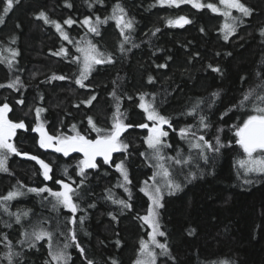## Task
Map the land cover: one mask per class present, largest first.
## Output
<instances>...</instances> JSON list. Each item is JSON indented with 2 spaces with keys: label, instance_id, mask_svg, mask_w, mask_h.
Segmentation results:
<instances>
[{
  "label": "trees",
  "instance_id": "obj_1",
  "mask_svg": "<svg viewBox=\"0 0 264 264\" xmlns=\"http://www.w3.org/2000/svg\"><path fill=\"white\" fill-rule=\"evenodd\" d=\"M67 2L72 7H68L65 0H20L0 24V84L5 85L0 88V105H10L9 119L24 120L29 125L28 131L18 129L15 136L19 151L50 164L54 179L67 181L71 177L79 184L83 178L78 175L77 164L82 158L41 148L39 137L31 128L42 123L54 136H67L75 134V125L76 131L94 139L97 132L91 130L87 117H92L100 129L112 127L116 100L110 94L114 88L117 95L122 96L120 112L124 116L121 119L132 125L147 122L146 113L138 107L139 94L148 93L146 100L155 94L159 111L172 118L175 129L165 126L169 133L165 140L171 145L165 149V155L176 158L179 154V158L186 161L182 164L168 161L173 179L182 187L175 194L164 196L160 224L166 233L162 240L168 244L170 256H159L157 264H218L224 260L229 264H264V174L244 172L238 161L244 159L245 154L235 142L236 127L242 125L248 115L254 114V109L247 101L243 107H233L250 89L259 92L258 86L264 85V36L259 31L264 28V0H241L253 9V14L243 17L244 23L239 24L228 41L223 39L220 31L225 23L222 15L207 7L187 10L184 14L192 22L180 27L167 23L168 19L181 14L180 8L161 5L156 0H119L128 17L135 20L131 42L124 45L131 51L124 53L119 50L123 37L114 20L100 26L99 36L89 32L81 23L85 17H92L94 21L97 16L101 19L111 16L118 0ZM202 3L217 4L218 0ZM3 6V0H0V15ZM40 10L63 25L72 43L64 40L54 25L36 18ZM241 16L240 13L238 17ZM69 17L76 23L71 26L63 24ZM157 28L160 31L152 35ZM87 41L95 44L100 52L112 55L115 63L97 65L84 81L86 87L82 88L75 83L82 62L74 57L81 54L77 46L85 45ZM132 44L138 47L133 48ZM62 47L68 50L67 55H53ZM10 49L19 52L14 60ZM7 60H12L11 67ZM165 63L167 68L156 67ZM209 64L219 66L222 74L209 69ZM257 72L262 75L258 77ZM53 75L65 79H51ZM149 75L156 78L155 83L148 84ZM17 77L20 83L15 88L7 87ZM217 91L220 96L209 108L211 94ZM92 95L97 96L92 105L81 103ZM21 99L25 101L22 105L17 103ZM197 101H203L197 114H185ZM37 106L46 109L38 120L34 111ZM224 113L227 115H222ZM200 114L207 117L209 128L199 127ZM189 125L195 136L182 139L179 129ZM147 135V129L129 128L122 139L130 148L127 153H118L113 160L119 162L127 157L132 181L128 185L132 194L131 210L120 213V206L105 198L108 195L106 190L111 189L114 198L128 199V193L118 186L123 182L122 177L112 164L105 165L100 161L98 169L87 170V180L81 185L86 195L77 201L86 212L76 215L87 216L84 228L88 234L85 235L78 223L75 226L77 241L85 252L81 255L77 248L70 246L67 252L71 259L67 264H87L88 260L93 264H112V260L118 264H135L140 256V240H145L150 232V228L137 219L138 215H145L150 204L140 189L155 171L152 161L140 155L147 151L144 143ZM201 135L213 144L219 135L221 143L226 146L215 154L205 150L210 157L205 161L199 155L200 150L190 144V141L197 142ZM7 167L8 172L0 171V197L17 188L25 194L0 202V264H8L6 253L9 247L19 253L13 257L14 264H44L46 260L49 264H58L48 254L47 238L39 241L35 248H29L22 233L31 232L38 221H43V227L53 232V250L62 249L66 242L73 243L67 232L73 228L67 223L71 213L64 208L54 211L52 205L42 199L46 193L27 192V188L44 185L59 190V185L45 180L40 165L27 156L10 155ZM192 172L197 173L196 179L185 180V176ZM200 172L204 174L200 175ZM246 180L252 183H245ZM93 203L96 206L89 208L88 205ZM28 210L31 218L21 219L20 224L15 222V216L10 215ZM109 212L116 214L118 219L113 220ZM8 224L12 226L7 227ZM192 229L195 232L189 235ZM62 232L65 235H61ZM4 234L11 241L10 246L4 241Z\"/></svg>",
  "mask_w": 264,
  "mask_h": 264
},
{
  "label": "snow or ice",
  "instance_id": "obj_2",
  "mask_svg": "<svg viewBox=\"0 0 264 264\" xmlns=\"http://www.w3.org/2000/svg\"><path fill=\"white\" fill-rule=\"evenodd\" d=\"M20 0H3V14L0 15V24H3L4 17L13 9L14 4H19ZM102 3L103 0H100ZM65 3L68 7H72L71 4L65 0ZM156 3L164 5L167 4L169 6L179 7L181 4H192V6L196 9L209 8L213 12H220L221 9L218 8L215 4H203L200 0H156ZM219 3L224 6L223 16L226 18V22L221 27L220 31L223 32V39L225 41L229 40L239 27V24L244 23L243 17H250L253 14V9L248 7L245 3L241 2V0H219ZM89 7H92V4L89 3ZM231 9L238 10L242 16L236 17L232 16ZM36 18L43 20L45 24H52L56 28V30L61 34L62 38L69 43H72L68 34L63 30V25L60 22L55 20H51L48 14L44 10H40L36 14ZM108 20H114L116 26L120 29V35L123 37V40L120 43V52H128L131 51V48H125L126 43L131 42V33L135 28V20L134 18L128 17V13L122 4L118 2L113 6V14L111 16L105 17L101 19L99 16L95 17L93 21L92 17H85L81 22L82 26H88V30L95 35H100V26L102 24L107 23ZM192 21L189 20L185 16H180L176 20L168 19L167 23L172 26H180L183 27L186 24H190ZM76 23L71 17L65 19L63 24L65 25H73ZM19 27V25H17ZM160 29L157 28L152 33L155 35L156 32H159ZM201 32L204 31L203 28L200 29ZM261 36H264V28L260 30ZM127 33V34H126ZM15 40H13V43ZM132 47H138L136 44H132ZM12 53V60L15 59L17 55H19L18 50L10 49ZM77 51L82 55L79 57H74V60L81 61L82 67L80 69L79 77L76 79L75 83L80 85V87H86L84 81L88 79V76L94 70L97 65L104 64H113L115 63L112 55L105 54L100 52L95 44L91 41H87L85 46L80 47L77 46ZM68 50L66 48H61L59 52L53 53V55H67ZM196 55H199L198 53ZM219 55V54H217ZM230 55V54H229ZM7 59V58H5ZM168 59H171L169 57ZM12 60H7L9 66H12ZM159 68H167V63L156 65ZM208 68L211 69L215 73H221L222 69L219 66L214 67L209 64ZM256 75L259 77L262 75L261 72H257ZM51 79H65L64 76H55L53 75ZM156 78L152 75L147 77L148 84L155 83ZM20 83L19 77L16 78L12 83L8 84L7 87L15 88L17 84ZM115 83V81L113 82ZM5 87V85L0 84V88ZM259 92L256 89H250L243 95L241 101L234 105L233 107H243L245 102H249L252 104L254 109V114H250L247 116L242 123V125L236 127L235 136L236 144H238L245 154L244 159H240L238 164L241 168L244 169L245 173H260L264 174V85L258 86ZM255 93V95H254ZM116 100V112L113 114V124L110 129H100L96 126L95 121L92 117H87V122L91 126V130L97 132V136L92 139L86 135L81 134L76 131V126L73 125V130L75 135L65 136L63 134L59 136H52L47 133L45 127L42 123H37L35 127L31 128V131L39 133V146L43 149L54 148L57 153H63L64 156H68L69 153L78 152L83 154V159H81L78 164V175L83 179L80 180L79 184H76V181L71 177L68 178L67 181L64 179L56 180L54 179L53 169L50 164L46 163L44 160L40 159L37 156L29 155L28 153H22L16 147V145L12 142L13 137L16 136L17 130H29V125L25 123L24 120L13 121L8 118V113L12 111L10 105L8 103H3L0 105V171L8 172L9 169L7 167L8 156L10 154L15 155H23L27 156L31 160L36 161L40 168L42 169V175L45 180H51L53 184L59 185V190H54L47 185L39 188H27V192L35 193L37 195L47 194L46 196L42 195L43 200H47L49 204L52 205V209L54 211H59L60 208L67 209L71 216L67 218V223L73 225V228L67 230L68 234H70V240L73 242L72 244L64 243L62 249L53 250V232L48 231L43 227V221H38L37 225L33 226L31 232L25 231L22 235L26 238L28 247L35 248L37 243L41 240L47 238L48 246H49V256L52 261L62 262V264H67V262L71 259V255L67 252V249L70 246H74L77 248L81 255L84 254L85 250L81 247L80 243L77 241V232L75 226L77 223L79 224V228L84 231L85 235H87V231L84 228L85 220L87 219L86 215H81L77 217V213L81 211H85L80 207V204L77 201L83 199L84 195H86V190L81 188V185L85 183L87 180V170L90 169H98L100 164L97 162V157H101L103 164L109 165L112 164L114 168L120 173L122 177V183L118 186L123 188L126 193H128V199L114 198L111 192V189L106 190L108 195L105 197L108 201H111L112 204L118 205L119 212L123 213L126 210H131L133 208L132 203H130L132 194L131 190L128 187L132 183L129 178V171L126 164L127 157L124 160H120L119 162H114L112 160L113 153H127L130 145L126 143L121 137L122 134L125 133L129 128L139 127L141 129H147L148 135L145 137L144 143L147 145V151L140 153L141 156H144L146 160L152 161V167L155 169L150 180L152 181L149 184V181H144V187L140 189L148 199L151 201L147 212L143 216H137V219L143 222L144 226H147L151 229L149 233H147L149 239L146 241L144 239L140 240V253L141 255L137 258L135 264H157L158 256H170L169 247L166 242H160L157 237H165L166 233L161 230L160 224V209L164 207V196L173 195L176 192L181 190V184L176 182L172 176L173 173L169 171V167H166V162L169 160H174L175 164L186 163L181 158H179V154L176 158L167 157L165 155V149L171 148V145L168 144L165 140L168 137L169 133L165 130V126L169 129H173V123L171 117H166L161 114L159 111L158 105L156 104V96L152 95V99L146 100V96H149L148 93H140L139 100L140 103L138 107L146 113V123H141L139 125H132L130 123H125L124 119L121 117L124 116V113L120 112V100L122 96L117 95V91L114 88L112 93L110 94ZM212 100L208 104V107L211 108L212 104L216 102V99L219 98L220 92H213L211 94ZM43 99V97H41ZM97 99L96 95L90 96L87 100L82 101L81 103L92 105L93 101ZM128 99H132L128 97ZM258 101L259 103H256ZM24 100L21 99L17 101L18 104H24ZM203 101H197L195 105L185 114L194 115L197 114V109L200 107V104ZM79 107V105H77ZM35 116L37 120L40 117V114L46 109L37 106L35 108ZM222 115H227L224 113ZM199 127L203 129H207L210 127V124L207 121V117L205 115L200 114L199 117ZM150 122V123H149ZM192 126L189 125L184 128L179 129V134L182 139H189L190 136H195V133L191 131ZM222 131V129H221ZM191 147L195 148L199 151V155L202 156L205 161L209 160L210 157L206 154V151H211L214 154L219 153L221 148L226 145L222 144L220 141L219 135L215 138V144L211 141L205 139L204 136H199L197 138V142L191 143ZM65 174H67V168L64 169ZM203 172H200V175H203ZM161 177L163 182L157 181V177ZM197 173L192 172L185 176V180L191 181L196 179ZM20 182H18L19 184ZM245 183H252L251 180H246ZM76 184V187L73 185ZM22 187H26L21 185ZM25 193L17 188L14 191L8 192L6 196L0 197V202H7L15 199L16 197L23 196ZM49 197L52 199L49 200ZM96 205L89 204V208H94ZM5 211L7 208L5 207ZM29 211H21L19 213H10V215L15 216V222L17 224L21 223L22 217H27L29 215ZM108 215L113 219L117 220L118 217L116 214L109 212ZM11 224H8L7 227H11ZM59 229V222L57 225V230ZM195 232V229H192L189 232V235H192ZM61 235H65V233H60ZM4 241H7V246L11 245V241H8L7 234H4ZM20 243H24V241H20ZM154 245L156 248H159L161 251L159 253L155 252L153 249H150L149 245ZM116 245H120V241H116ZM8 264H14L13 257L19 256V253L11 251L9 247V251L6 253ZM175 260V257H171ZM44 264H49V261L46 260ZM87 264H93L92 260H88ZM112 264H118L116 260H112ZM218 264H229L228 261H219Z\"/></svg>",
  "mask_w": 264,
  "mask_h": 264
},
{
  "label": "rangeland",
  "instance_id": "obj_3",
  "mask_svg": "<svg viewBox=\"0 0 264 264\" xmlns=\"http://www.w3.org/2000/svg\"><path fill=\"white\" fill-rule=\"evenodd\" d=\"M203 1H205V0H200V2L202 3ZM167 5V4H166ZM206 5V4H205ZM218 8H220L221 9V11L220 12H218L219 14H221L222 15V18H223V20L226 22V18L223 16V11H224V6L223 5H221L220 3H219V0H218V3L217 4H215ZM169 6V5H168ZM182 6H184V7H182ZM174 7H176V6H171V8H174ZM177 8H180L179 10H181L180 12H181V14H178L177 16H175L174 18H172V20H176L178 17H180V16H186V14H184V13H186V11L187 10H192V11H194V10H196V8H194L193 6H192V4H181L179 7H177ZM170 11V10H169ZM231 11V14H232V16H236V17H238L239 16V14H240V12L238 11V10H236V9H231L230 10ZM170 13H168V15H169ZM116 24V23H115ZM87 28H88V26H86ZM84 45V44H83ZM82 45V46H83ZM82 46H80V47H82ZM85 46V45H84ZM82 54H80V56H81ZM10 113V112H9ZM9 113H8V118H9ZM45 127V126H44ZM166 130V129H165ZM18 131V130H17ZM124 134V133H123ZM123 134H122V136H123ZM59 135H61V134H58V135H55V136H59ZM72 135H75V134H70V135H67V136H72ZM122 138V137H121ZM14 139H15V137H13V139H12V142L15 144V141H14ZM10 155H12V154H10ZM9 155V156H10ZM8 156V157H9ZM166 167H168V161L166 162ZM170 171V170H169ZM173 178V177H172ZM157 179V181H160L161 183L163 182V180H162V178L161 177H157L156 178ZM152 183V181L151 180H149V184H151ZM150 203H151V201H150ZM147 212V211H146ZM146 214V213H145ZM28 219V218H31V216L30 215H28L27 217H22V219ZM150 231H151V229H150ZM149 239V237H147L145 240L147 241ZM157 239L160 241V242H164L163 240H162V237H157ZM149 247H150V249H153L155 252H160L161 250L159 249V248H156L154 245H149ZM63 248V247H62ZM140 255H141V253H140ZM159 257V256H158Z\"/></svg>",
  "mask_w": 264,
  "mask_h": 264
},
{
  "label": "water",
  "instance_id": "obj_4",
  "mask_svg": "<svg viewBox=\"0 0 264 264\" xmlns=\"http://www.w3.org/2000/svg\"><path fill=\"white\" fill-rule=\"evenodd\" d=\"M186 17V16H185ZM188 18V17H187ZM189 19V18H188ZM45 130L47 131V133L49 134V135H52V136H54L51 132H50V130L48 129V128H45ZM36 133V132H35ZM38 136H39V133H36ZM47 150H54V148H49V149H47ZM63 154V153H62ZM118 153H113V156H112V160H114L115 159V157H116V155H117ZM74 155H79V156H81V157H83V154L82 153H78V152H72V153H69V155L68 156H74ZM99 161H102V158L101 157H97V162H99ZM90 170H93V169H90Z\"/></svg>",
  "mask_w": 264,
  "mask_h": 264
},
{
  "label": "bare ground",
  "instance_id": "obj_5",
  "mask_svg": "<svg viewBox=\"0 0 264 264\" xmlns=\"http://www.w3.org/2000/svg\"><path fill=\"white\" fill-rule=\"evenodd\" d=\"M186 17H187V16H186ZM45 128H47V127H45ZM37 136H38V135H37ZM38 137H39V136H38ZM53 151H55V150H53ZM78 156H79V155H78ZM80 157H81V156H80ZM81 158L83 159V157H81ZM99 162H100V161H99ZM99 162H98V163H99ZM102 162H103V161H102Z\"/></svg>",
  "mask_w": 264,
  "mask_h": 264
}]
</instances>
